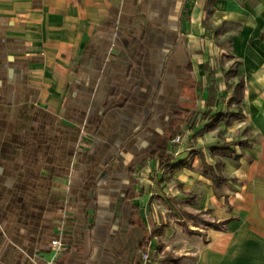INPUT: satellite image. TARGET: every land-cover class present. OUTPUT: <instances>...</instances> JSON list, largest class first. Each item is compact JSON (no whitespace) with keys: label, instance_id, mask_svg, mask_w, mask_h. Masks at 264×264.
Returning a JSON list of instances; mask_svg holds the SVG:
<instances>
[{"label":"crops","instance_id":"0c3cea01","mask_svg":"<svg viewBox=\"0 0 264 264\" xmlns=\"http://www.w3.org/2000/svg\"><path fill=\"white\" fill-rule=\"evenodd\" d=\"M54 238L60 264H264V0H0V264Z\"/></svg>","mask_w":264,"mask_h":264},{"label":"rangeland","instance_id":"374dc122","mask_svg":"<svg viewBox=\"0 0 264 264\" xmlns=\"http://www.w3.org/2000/svg\"><path fill=\"white\" fill-rule=\"evenodd\" d=\"M220 116H222V115H220V113H217L214 117H211L210 119H209V121H211V123L209 124V125H211V124H213L212 122H214V121H216L218 118H220ZM232 119H233V116H232ZM215 130H217V129H215ZM223 134V133H222ZM220 136H221V134H220ZM181 142L182 143H184L185 142V137H184V135L183 136H181V137H179L178 139H177V142H176V146L177 147H179V145L181 144ZM204 146V145H203ZM210 147V146H209ZM200 148V146H198L197 145V149H199ZM179 150L180 149H176L175 148V146H172V154L173 155H177L178 153H179ZM183 154H184V152H183ZM208 154L210 155V153H209V151H208ZM203 164H202V161L200 162V164H199V168H200V170L203 168ZM206 170H211V166H208V164H206ZM179 176V175H178ZM177 176V177H178ZM175 177V174H173V175H169V170L168 169H166V173H165V176H164V179H163V181L161 182V185H160V187H161V195H162V197H161V200L163 201V202H165V203H172V200H175V198H174V196H173V191L175 190V188H178V191L180 190V194L182 195V197L183 196H186V198H183V200L185 199L188 203H191V202H194V201H196V198H198V196H196V197H194V195L193 194H188V193H186L184 190H183V187L182 186H184V182L183 181H181V180H183V178H182V176H179L176 180H175V182H174V180H173V178ZM184 177V176H183ZM178 186H180L181 188H179ZM171 196V197H170ZM194 197V198H193ZM183 216H184V213L182 214ZM204 219H203V217H201L199 214L197 215V216H194V223L195 224H199L200 222H202Z\"/></svg>","mask_w":264,"mask_h":264},{"label":"trees","instance_id":"16d2710c","mask_svg":"<svg viewBox=\"0 0 264 264\" xmlns=\"http://www.w3.org/2000/svg\"><path fill=\"white\" fill-rule=\"evenodd\" d=\"M242 87H243V82H241L238 86V97L236 98L238 103H241V100H242V96L240 93L242 90ZM152 157L155 159H158L162 166H167V167H169V165L171 164L173 160L172 155L169 154L167 148L165 147L158 148L152 154ZM182 167H184V162H181V163L176 164L175 166H172V168H182Z\"/></svg>","mask_w":264,"mask_h":264},{"label":"built area","instance_id":"2783aa9c","mask_svg":"<svg viewBox=\"0 0 264 264\" xmlns=\"http://www.w3.org/2000/svg\"><path fill=\"white\" fill-rule=\"evenodd\" d=\"M66 246L62 239L60 238H54L51 241V255L49 260L46 264H60V259L62 256V253L64 252ZM145 262L148 261V256L144 255Z\"/></svg>","mask_w":264,"mask_h":264}]
</instances>
